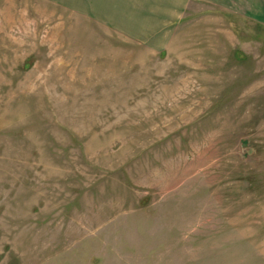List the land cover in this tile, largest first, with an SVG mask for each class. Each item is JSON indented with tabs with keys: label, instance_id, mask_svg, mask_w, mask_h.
<instances>
[{
	"label": "rangeland",
	"instance_id": "obj_1",
	"mask_svg": "<svg viewBox=\"0 0 264 264\" xmlns=\"http://www.w3.org/2000/svg\"><path fill=\"white\" fill-rule=\"evenodd\" d=\"M84 9L0 0V264H264V22Z\"/></svg>",
	"mask_w": 264,
	"mask_h": 264
},
{
	"label": "crops",
	"instance_id": "obj_2",
	"mask_svg": "<svg viewBox=\"0 0 264 264\" xmlns=\"http://www.w3.org/2000/svg\"><path fill=\"white\" fill-rule=\"evenodd\" d=\"M63 5H77L84 11L90 0H57ZM229 9L242 11L249 17L264 22V0H210ZM89 11V10H85Z\"/></svg>",
	"mask_w": 264,
	"mask_h": 264
}]
</instances>
